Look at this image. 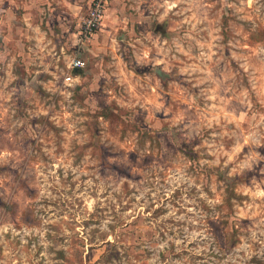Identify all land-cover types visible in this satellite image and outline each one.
Returning a JSON list of instances; mask_svg holds the SVG:
<instances>
[{
	"label": "clouds",
	"instance_id": "1",
	"mask_svg": "<svg viewBox=\"0 0 264 264\" xmlns=\"http://www.w3.org/2000/svg\"><path fill=\"white\" fill-rule=\"evenodd\" d=\"M3 4L0 99L19 93L35 104L44 88L48 99L61 100L42 99L49 120L71 112L81 135L84 116L99 115L96 97L116 115L110 125L99 121L101 135L92 137L91 155L87 146L81 151L79 164L57 159L55 151L64 152L59 140L46 152L47 174L32 199L28 189L17 190V214L0 213V264H264V0ZM18 75L24 83L10 88ZM77 88L89 98L82 105L71 98ZM110 132L134 148L120 153L125 170L101 177L96 168L80 181L84 168L96 165L95 149L115 143ZM185 142L196 159L185 154ZM56 165L78 181L75 189L61 184ZM52 201L74 205L67 209L73 221L94 216L99 223L77 234L69 222L71 232L51 239L45 223H22L26 208L39 212ZM61 249L75 260L57 258Z\"/></svg>",
	"mask_w": 264,
	"mask_h": 264
},
{
	"label": "rangeland",
	"instance_id": "2",
	"mask_svg": "<svg viewBox=\"0 0 264 264\" xmlns=\"http://www.w3.org/2000/svg\"><path fill=\"white\" fill-rule=\"evenodd\" d=\"M9 1L4 0L3 10L8 8ZM220 20L221 23L226 25L228 18L221 16ZM3 26V20H0V27ZM142 30L141 25L136 26L137 32ZM118 31L123 32L122 29ZM55 43L57 44V50H61L59 38ZM79 47V45H76L73 49L66 51H69V54H71V52L76 51ZM246 47L252 46L247 45ZM21 71V69H17V73ZM53 71L54 69H50V72ZM137 74L143 75V73ZM45 75H47L48 80L52 79L50 74L43 73L41 74V78H44ZM76 76L79 78V74H76ZM23 83V79L18 75L17 80L13 81L9 87H20ZM101 85L100 91L103 92V81H101ZM165 87H167V84H165ZM36 93L37 100L35 104L31 103L25 97L20 96L19 93L10 96L7 102L0 99V192L5 191L9 184L13 185L9 189L11 192L10 196H0V213H7L11 216H15L20 207L16 201L12 200V196L16 195L17 190L28 189V198L29 200L32 199L37 192L36 182L40 179L41 175L47 174L45 171V165L48 163V155H46V152L52 151L58 140L63 143L64 152L56 150L54 154L57 159L65 164L71 163L72 166H75L82 159L80 153L86 146L88 154L91 155L93 151L92 137L101 135L99 121L109 120V117L116 115L107 105L105 99L96 97L99 115L92 113L84 116L82 123L85 131L81 135L78 127L72 123L71 112H65L63 118H58L59 122L53 124L48 118L50 113L44 110L41 104L42 99H48L50 94L44 88L37 89ZM104 95L107 96L108 93H104ZM71 98L74 103L80 105L89 99L88 96L81 94L78 88ZM53 100L57 104L61 103V100L57 98L48 99V103H52ZM34 109L37 110L35 115L32 114ZM110 123L111 121L109 120V125ZM119 127L122 128L123 126L120 125ZM109 136L115 143L100 145L95 149L98 152L96 165L86 166L84 168L86 175L80 177V181L88 180L96 168H98L97 174L101 177L110 173L119 174L125 170L126 164L120 158V153L122 151L134 152V148L129 149L128 145L120 137L114 136L111 132ZM187 144L188 142L184 144L186 149L185 154L188 155L189 159H196L198 154L196 153L195 147L189 148ZM65 152L69 153L67 160H65ZM56 168L61 184L65 185L68 189H75L78 181H74L71 174L64 176V168L59 165H56ZM132 191H135V189L133 188ZM127 195L131 196L132 193L128 192ZM44 204L45 207L41 208L39 212L32 208H26L20 214L22 223L29 228H39L41 223H45L51 229L50 232L46 233L49 239L52 238L53 233L65 228L71 232L72 229L69 227V222L76 225L77 234H83L84 230L92 223H99L94 216H89L84 219L78 218L73 221L72 217L68 215L67 209L68 207H74V205L58 204L56 201L50 203L44 202ZM90 207H94V201L90 204ZM47 208H51V211L56 213L55 216H51V219H49L51 213L45 214ZM129 211H131V208H129ZM142 211L149 212L150 215H155L156 212L160 211V208L157 206L156 212H150L148 208H143ZM39 217H43V219H39ZM138 219L139 217H136V219L131 220V223L135 224ZM209 223L215 229V224L211 221ZM59 239L63 241L65 237L61 236ZM30 243L31 241H29ZM92 251L91 246H89V256L92 255ZM56 256L62 261L67 259L75 260L74 255L67 257L63 249L57 251ZM96 259L98 260L99 257H96ZM252 259L253 261H257L255 256ZM257 264H260V262L257 261Z\"/></svg>",
	"mask_w": 264,
	"mask_h": 264
},
{
	"label": "crops",
	"instance_id": "3",
	"mask_svg": "<svg viewBox=\"0 0 264 264\" xmlns=\"http://www.w3.org/2000/svg\"><path fill=\"white\" fill-rule=\"evenodd\" d=\"M9 1V0H8ZM9 2H11V1H9ZM65 51H66V49H65Z\"/></svg>",
	"mask_w": 264,
	"mask_h": 264
},
{
	"label": "built area",
	"instance_id": "4",
	"mask_svg": "<svg viewBox=\"0 0 264 264\" xmlns=\"http://www.w3.org/2000/svg\"><path fill=\"white\" fill-rule=\"evenodd\" d=\"M83 34V33H82Z\"/></svg>",
	"mask_w": 264,
	"mask_h": 264
}]
</instances>
